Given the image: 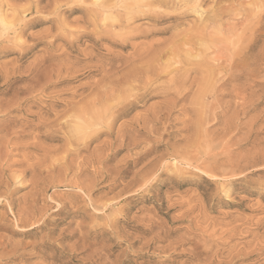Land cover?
<instances>
[{
  "label": "rangeland",
  "instance_id": "obj_1",
  "mask_svg": "<svg viewBox=\"0 0 264 264\" xmlns=\"http://www.w3.org/2000/svg\"><path fill=\"white\" fill-rule=\"evenodd\" d=\"M6 1L9 5L15 3L16 10L22 8L18 12L32 10L29 1L33 0H0V3L5 6ZM71 1L35 0L33 9L39 5L37 11L39 9L40 13L26 12L24 23L34 17L41 22L27 26L23 36L13 35L16 39L11 40L13 45L9 44L15 47L10 49L12 51L1 49L7 43L5 40L0 42V99H3V91L9 88L1 79L7 69L8 72L14 70V74L18 71L14 75L21 81L18 85L25 84L23 80L43 59V53L47 57H56L62 50H69L67 54L78 58L82 52L79 54L76 46L80 47L79 51L82 46H90L101 31L107 30L105 24L109 21H105L104 14L88 12L96 8L93 0L87 3L86 0ZM213 5L211 0H206L198 8L203 17L215 13L212 17L217 18V22L204 29L209 38L205 33V38L202 36L196 43L200 46H194L197 50L194 55L203 56H197L198 67L179 65L174 59H170L167 66L168 70L179 66L195 69L188 75L187 87L192 80L194 83L186 92L184 102L171 108L164 119L161 117L159 122L145 128L150 127L151 132L141 128L142 133L136 137L138 143L130 147V151L123 150L111 156L117 151L118 144L111 147V152L108 145L113 137L106 136L93 141L89 151L82 150L77 154L63 152L64 140H44L45 147L56 151L49 150L51 161L50 158L45 160L48 163L43 160V169L42 164L37 166L40 168V173H36L38 181L35 179L36 182L31 184L34 174L22 179L21 164L31 160L32 155L42 157V153L34 155L38 152L28 145L33 142L29 137L23 140L5 137L8 136L6 128L18 121L17 118L22 119V114L5 112L6 106L0 110V129L4 130H0V182L10 178V184L6 182L0 186V264H264V0H220L215 11ZM4 6L9 15L10 10ZM193 13L186 26L156 37L161 39L168 38L173 32H191L199 20L198 13ZM7 17L8 21H15L11 14ZM97 24L100 25L98 28L102 27L93 31ZM150 24L140 20L126 27L160 28ZM62 25L66 27L62 28ZM120 28L107 31L128 33L131 30ZM47 30L50 32H45ZM72 31L85 36L74 43L75 48L68 49L64 39L71 40L69 35L74 39L76 33ZM15 32L10 29V39V34ZM51 35L57 36L56 39L53 40ZM116 40L110 42L117 45L121 41ZM107 41L99 42L93 50L90 65L104 60L105 65L109 63L108 54L116 56L122 52L119 54L125 55L132 51L129 43L146 42L140 38L127 41L125 48H115ZM53 46H58L57 51ZM205 52L207 54L203 55ZM210 70L214 71V76L209 79L206 73ZM85 71H91L90 75L85 76ZM95 71L94 68H80L78 75L53 80L52 83L59 84L41 93L35 92L23 111L35 114L37 110L43 112L52 107L58 111L68 109L67 99L74 97L73 91L78 92L74 94L78 96L74 98L77 102L89 94L87 82L101 78ZM211 80L216 82L212 91ZM81 93L85 94L82 96ZM169 98L173 95L166 99ZM159 101L154 98L146 106ZM146 106L135 109L128 118L117 120L113 132L119 125H127L132 115L143 113ZM184 110H187L186 114ZM99 141L108 144L92 154ZM98 155L103 159L97 160ZM139 156V163L131 164ZM174 157H178V162L173 161ZM166 165L170 167L167 169ZM93 171L100 172L94 175Z\"/></svg>",
  "mask_w": 264,
  "mask_h": 264
},
{
  "label": "bare ground",
  "instance_id": "obj_2",
  "mask_svg": "<svg viewBox=\"0 0 264 264\" xmlns=\"http://www.w3.org/2000/svg\"><path fill=\"white\" fill-rule=\"evenodd\" d=\"M68 1L69 0H67V2ZM87 1L88 0H86V3H87ZM205 1L206 0H96V1L93 0L94 4L96 3L95 6L97 9L93 6L95 10H93V8H92V10H89L88 12L93 13V14L97 13L100 15L104 14L105 21H109L107 24H105L108 27V28L105 27L107 30L112 29V28H116V27H118V28L121 27L122 29L125 27L128 29L130 27H126V26L132 25L135 22L140 21V20H142V21L147 20V21L151 22V24H150L151 26L152 25L160 26V28L153 29V30H139L140 26H136L139 23L138 22V23H136V25L134 27L130 28L131 30L128 33L127 32L115 33L113 31H107V30L101 31L100 30L102 34L97 35L99 37H97L95 35L97 37V39H95L96 38L95 37L93 42L88 41L91 43L90 46L88 45V47H85V46H82L80 44L83 47V49H80V51L78 50L80 47L77 48V46L74 43L78 42V40L81 37H84L85 34H80V33L77 34V32H76L77 30L75 29L76 31H72V32L76 33V34H74L75 35L74 39H73V36L69 35V33H68V35L73 40L72 39L69 40L68 38L64 39L65 40L64 41L65 46L68 49H73L76 46L78 53L79 52L83 53L90 48L88 50L89 52L86 53L87 55L85 53H84V55L81 53L80 57H78V58L73 57L72 58L71 54L66 53L69 50L66 52H63V50L61 48H59V49H60V52L62 50V54L58 53V56H56V57H51V56L47 57L48 55H45L46 53L45 54L43 53V55L46 57H44V56L41 57L43 59H40V62H38L36 64V66H34L35 68H33V71L30 73V75L28 77H26L25 79L23 78L24 79L23 82L26 81V83L25 84L22 83V85H18V83L21 81L14 77V75H16L18 73V71H17V73L14 74V70L11 71L12 73L8 72V69L6 70L7 72L4 70L5 73L3 72L4 75L1 77V79L2 78L4 79V85L9 87V88L3 91L4 92L3 99H0V110H4L2 108L6 106L7 109L4 110L5 112L9 111V112H17V113L22 114V117H21L22 119H19L20 118L19 117V118H17L18 121H14L13 123L10 124L9 127L12 129H9V127L6 128L8 136H5V135L4 136L7 138H9V136H10L11 138H9V140L10 139H21V140H23L22 138H26V137L28 138L29 137V139L31 138L33 142L32 143L30 142V144H28V143L27 144L30 147L34 148L38 152L36 154H34V153L33 154L36 156L39 153L40 154L42 153L41 154L42 157H40V158H39V156L33 157V155L31 154L32 155L31 160H33V161L36 160L35 163H32V162H29V161H31L29 159L30 157H28V156H30V155H28L30 153L26 152V153H28L27 159H29L28 160L29 163L26 161V163L23 162L24 164H21L23 169L21 168L22 174L20 175V177H22V179H23V178H26V176L29 174H31V175L34 174L33 178L31 177L32 178L31 184L36 182V180H37L36 178L38 177L36 175V173L37 174L40 173V168L37 166L42 164L41 162L43 160H44V162H47L45 160L50 158V157L48 158V155H49V150L52 148L49 146L45 147V143L43 144L44 140H48L51 142L64 140L66 145L63 148V152L64 153L77 154L79 151H82V150L87 151L89 149L91 143L93 141H98L100 136H106L108 138L113 137V141H111L108 145L109 150L111 151V147H113L114 144H116V145L118 144L117 145L118 149H117V151H115L114 153L111 154V156H112V155H115L117 153L122 152L123 150L130 151L129 150L130 147H132V146L134 147L135 144L138 143L136 141V137L138 134L142 133L143 129H141V128L145 129L147 126H149V125L151 126L152 124L159 122L160 119H162L166 114L169 115L168 112L171 108H174V106H176L180 102L183 103L185 97L187 96L186 92L190 89L191 85L194 83V80H192L190 83V86L187 87V84H188L187 81L190 78V76L188 77V75L193 70L195 72V69H193V68L183 69V67L179 66L176 69L168 70L167 66L170 62V59H172V60L174 59L176 61V63L179 65L185 64L186 66L188 65L191 67H193L194 65H197V67H198L197 56H199V55L198 54H197V56L194 55L196 53L195 52L196 49L194 48V46L195 45L200 46V44L197 45L196 43H199L198 41H200L202 36H203V38H205L204 35L207 34V31L205 32L204 29L206 27H209L208 25H213L214 22H217V18L212 17L215 13L212 14V16H210V17H207V16L203 17L202 16L203 13H199L200 10L198 12L199 6L204 4ZM207 1L209 2V0H207ZM219 1L220 0H211L212 4H214L212 6L213 7L212 10H214L216 8V3ZM34 2H35V0H33V2L29 1V3H32V10L28 8L27 10L25 9L23 11L21 10V12H18V10L22 9V8H19V9L17 8L18 10H16V6L14 5L15 3L9 5L6 1L7 5H5V6L8 8V11L10 10L9 15L7 14V10L4 11V9H3L4 5H2V4H4V3H2V4L0 3V42L5 40L4 43H7L4 46H2L1 49L3 48L6 51V50H10L11 48H13L14 46L10 47V45H9L12 42L11 40H13L16 37V36L14 37L13 35L22 34V36H23L24 30L26 29L27 26H29V25L35 26L39 22H41V20L38 19V17H36V18L32 17L33 19H31L29 17L31 20L24 23V20H26V19L24 18L23 15L26 12L31 11L34 14H37L39 12V9L37 11V8L39 5L37 6L36 10L33 9V8H35L36 3H37V2H35V3ZM78 3H77V5H79ZM81 3L83 4L82 1H81ZM82 4H80V5H82ZM85 5L87 6L88 4H85ZM28 7H29V4H28ZM88 7H90V6L88 5ZM88 7H87V10H88ZM55 9H56V7H55ZM87 10L85 9L86 12H87ZM70 11L73 12L74 9L72 8ZM188 11H191V14H192V12L198 13L199 20H197L198 24L196 23L198 26L195 25V23H194L196 28L193 29V27H192L191 29H193V30H191V32L182 31L179 33L178 32L174 33L175 32L174 30L177 31V29L179 27L185 25V23L188 22V17H190L189 15H191V14H189L190 12L188 13ZM59 12H60V10H59ZM195 13H193V14H195ZM10 14L13 17V19L15 20L14 22H11L10 20H9L10 21L9 22L7 20L8 19L7 16H10ZM97 14H95L96 17H97ZM57 15H59V14H57ZM88 16L90 17L89 14H88ZM217 16H218V14H217ZM12 17H10L11 20H12ZM202 17H203V19H201ZM48 18L49 17H47V19ZM41 19H43V18H41ZM49 19L51 20L52 18H49ZM59 21H57V22L59 23ZM85 22H87V21H85ZM95 24H96V22H95ZM65 25H62V28H63V26L66 27ZM97 25L94 26L93 31H94V29H100L102 27L101 26L100 28H98L100 25H98V26ZM12 28L14 29V32L15 31L16 32L13 34H10L11 38H12V39H10L9 38V31H10V29L12 30ZM81 29H82V27H81ZM81 29H80V32H81ZM120 29H118V31ZM141 29H143V28H141ZM58 30L60 31V29H58ZM113 30H115V29H113ZM172 30L174 32L172 34L170 33L168 38H161L160 39V38L156 37V36L166 35L169 32H171ZM120 31H122V30H120ZM135 31H137V33H134ZM45 32H50V31L47 30ZM70 34H72V33H70ZM87 34H88V32H87ZM95 34H96V32H95ZM208 34H207V36H208ZM48 35H50V33ZM68 35H66V36H68ZM89 36H91V35H89ZM51 37H52V35H51ZM55 37H57V36L52 37L53 40L56 39ZM18 38H20V37H18ZM114 38H117V40L120 39L121 41H119V42L121 44L118 42L119 44L116 45V44H113V42H110V40L112 41V39H114ZM140 38L145 39L146 42L144 41L145 43H137L136 40H138ZM208 38H209V36H208ZM208 38L206 37V39H208ZM83 39H85V38H83ZM20 40H21V38H20ZM103 40H106V41L108 40L107 42H109V44H110L109 46L115 47V48L116 47H119V48L127 47L126 42L130 41V40H132V41L134 40V41H136V43H134V42L129 43L128 42L130 44V47L132 48V49L130 48L132 51L130 53L128 52L127 54H125L126 56L124 54L120 55L122 52L121 53L119 52L120 54L118 52H116V54L118 53V55H116V56L113 54L112 55L108 54L107 57H109L108 58L109 61H107V62H109V63L104 65V61H105L104 60L102 63H101V61L96 62L92 66V65H90V62L92 61L91 54H92L93 50L98 46L99 42H101ZM117 40H116V42H117ZM203 41L205 42L206 40H203ZM209 41H211V40H209ZM206 43L204 46H205L206 50L207 49L209 50V48H208L209 46L206 45ZM50 45H52V43ZM53 47H55L54 50L57 51L56 48H58V46H53ZM18 49H20V48H18ZM26 49H28V48H26ZM202 49H203V47H202ZM4 50H2V52ZM200 50H201V48H200ZM10 51H12V50H10ZM22 52H24V50L21 51V53ZM44 52H46V51H44ZM203 52L204 51H202V53ZM47 53H48V51H47ZM112 53H114V52H112ZM206 54H207V52H205L203 55H206ZM51 55H52V53H51ZM199 57H203V56H199ZM199 59L202 60L204 58H202V59L199 58ZM46 63H48V65ZM185 65H183V66H185ZM80 68H82V70L94 68L96 70L95 72H98L97 74H99L101 76V78L99 77L100 79L97 81L94 80V82H91V83L87 82V85L89 86L88 87V90H89L88 95H86L85 97H82L81 99L78 98L79 100L76 102V101H74L75 100L74 98L78 97V96L75 97V95H77L78 92H76V90L73 91L75 95L73 94L72 96H74V97L72 99H67V102L69 100V102H68L69 108L65 109V110H61V111L53 110V109H55L54 107H52L53 108L52 110H51V108H50V110L47 108L48 110L43 111V112L42 111L38 112V110H37L38 113L36 112L35 114H32L31 111H30L31 113H28L29 110L23 111V107H25V105H27L32 100L31 95H33L35 92L41 93L44 90L49 89L51 86L55 87V85L59 84V83H52L53 80L58 81L60 78H63V76L68 77L71 74H73V75L77 74L78 75V73L80 72ZM15 70H16V68H15ZM212 72H214V71L210 70L206 73L207 76L209 77V79L212 76H214ZM90 73H91V71L90 72L85 71L84 75L87 76V75H90ZM0 74H1V72H0ZM216 74H218V73H216ZM214 79L212 78V80H214ZM212 80H211V84H210L211 85V91H212V86L216 85V82L212 81ZM189 81H190V79H189ZM207 81L208 80H206V83H207ZM214 82H215V84H213ZM211 91H209V92H211ZM9 94H10V96L8 98H6V96ZM82 94H85V93H81L80 95H82ZM170 94L173 95V98L172 99H170V98L166 99L167 96ZM154 98H159L160 101L156 104H151V105L146 106L147 103ZM11 106H13V107H11ZM145 106H146V109L143 111V113L142 112L137 113V115L140 114V116L132 115V118L131 119L129 118L130 121L128 120V122H130V123L127 122V125L125 123H123L126 125V126L124 125L125 127L119 125V127L116 129V132L115 131H114L115 133L113 132L117 120L122 119V118H128L130 116V114L135 109H137L139 107L144 108ZM188 106H189V104H188ZM184 112L186 114L187 110H184ZM28 118L32 119V120L29 121V120H27ZM14 120H16V119H14ZM6 129H5V131H6ZM0 130L4 131L3 129H0ZM10 130H12V131L9 132ZM147 131L151 132L150 127H149V129L147 128V130L145 132H147ZM128 132H130L131 134H129ZM128 134L130 135L129 138L127 137ZM148 134L146 133V135H148ZM200 137H202V136H200ZM1 138H3V137H1ZM203 138H204V136H203ZM202 140H201V142H203ZM6 142H7V139H6ZM7 143L9 144V141ZM10 143H12V142H10ZM106 143H107V141H106ZM106 143L104 141H101L100 143H98V145L96 144V147H94V149H92L93 151H91V153L92 154L97 153L100 146H103L104 144L106 145ZM195 143H197V142L195 141ZM199 144H201V143H199ZM203 144H204V142H203ZM24 145L26 146V143ZM28 145H27V147H28ZM102 149H103V147H102ZM53 150L56 151L55 148ZM53 150L51 149V151H53ZM100 153H102V152L100 151ZM23 156H24V154H23ZM100 156H101V154H100ZM100 156H99V159H97V160L103 159ZM24 157H26V156H24ZM177 158L174 157L173 161L178 162ZM180 158H181V156H180ZM186 158H188V157H186ZM95 159H96V157H95ZM140 159L141 158L139 156V158L134 159L131 162V164L134 165ZM23 160H24V158H23ZM49 161H51V158L49 159ZM87 162H89V161H87ZM43 164H42V166L40 165V167L42 169H43ZM98 164H99V162H97V166H98ZM79 165H77L76 167H80ZM91 165H92V163H91ZM162 165H163V163H162ZM51 166H54V165L51 164ZM0 167H2V166H0ZM84 167H86V166H84ZM166 167L168 169V167H170V165L169 166L166 165ZM45 168L46 167H44V169ZM95 168L96 167H94V170H95ZM85 169H87V168H85ZM97 169H98V167H97ZM46 170H49V168H46ZM83 171H84V169H83ZM8 172H9V170H8ZM93 172H94V175H96L100 171H93ZM118 173H120V172H118ZM206 175H208V174H206ZM12 177H13V179L12 178L11 179L14 180V175ZM213 177H215V176H213ZM17 178H19V177H17ZM9 179L6 178V182H9ZM6 182L1 181L0 186L4 185ZM13 182H15V181H13ZM9 184H10V182H9ZM8 188H7V190H8ZM9 191H10V189H9ZM3 196H4V194H3ZM5 199H7V198H5ZM1 200H3V199H1ZM10 205H11V203H10Z\"/></svg>",
  "mask_w": 264,
  "mask_h": 264
}]
</instances>
